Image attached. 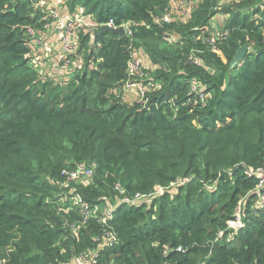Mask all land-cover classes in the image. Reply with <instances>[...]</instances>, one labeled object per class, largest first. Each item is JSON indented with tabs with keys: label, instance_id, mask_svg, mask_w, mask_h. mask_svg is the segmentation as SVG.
<instances>
[{
	"label": "trees",
	"instance_id": "1",
	"mask_svg": "<svg viewBox=\"0 0 264 264\" xmlns=\"http://www.w3.org/2000/svg\"><path fill=\"white\" fill-rule=\"evenodd\" d=\"M169 1L64 0V14L131 25L75 34L82 66L53 83L27 57L26 28L42 30L47 14L0 0V264H264V208L245 172L264 168V0L220 9L213 41L216 0L157 23ZM143 53L149 64L129 75ZM138 80L152 84L145 104L122 95ZM82 165L92 174L69 180ZM239 203L243 224L226 229Z\"/></svg>",
	"mask_w": 264,
	"mask_h": 264
},
{
	"label": "built area",
	"instance_id": "2",
	"mask_svg": "<svg viewBox=\"0 0 264 264\" xmlns=\"http://www.w3.org/2000/svg\"><path fill=\"white\" fill-rule=\"evenodd\" d=\"M180 1V7L182 9V15L187 18L189 16L190 10L192 6L190 5L189 0H179ZM233 2H240L242 0H232ZM164 10V13H162L160 16H157L155 21L157 23L159 22H172V21H179L173 20L175 17L171 14V6ZM64 0H62V5H64ZM36 7L41 9L44 14H47L46 17H48L50 20L46 22L43 25V29L36 30V28L28 26L27 29V35L30 38V50L27 55L28 61L30 64L37 70V72L40 74L41 79L43 81L50 80L47 78V76L43 77L44 71L41 69L38 64L36 63L37 60H47V59H53V57L59 58V64H57V70H60L62 68H71L75 64V60H70V55H77V57L80 59L82 66L83 60L81 59V55H79L78 52V39H76V35L79 34H86V33H92L95 34V30H97L102 25H107L111 28H117L119 26H115L112 19H109L107 22L98 24L96 21L92 18L90 15H86L82 12V9L80 7L76 8L75 11L71 12V14H65V17L62 19L60 16L63 13V6L59 7L57 5V1L53 2L51 0H38L36 1ZM61 9V10H60ZM53 22L56 23H62L61 27L57 29L56 31L52 32L54 36H62V34H67L65 38H63L60 42V46H58L60 49L58 51L55 50L54 46H57V43L52 40H43L42 34H48L49 31H51V25ZM224 22V21H223ZM130 23L122 24L121 27L124 28V32L129 33V27ZM220 30V29H219ZM76 34V35H75ZM215 36L221 37V31H215L214 34H212V41ZM169 40V38H168ZM96 48H100V45ZM215 49V48H214ZM53 53V55L51 54ZM197 61V60H196ZM93 58L89 60L88 67L93 68L94 67ZM149 64L148 57L146 54H142L141 56H133L127 66V71L129 75H134L140 70H143V68H146ZM78 67L76 68L78 70ZM76 72V71H75ZM46 75H50L49 72H46ZM61 77V76H57ZM152 84H144L141 80L130 82L127 81L124 85L122 95L125 99L130 101L131 98L136 97L137 101L139 103L145 104L146 103V96L149 89L151 90ZM204 87L199 82H194V84L191 87V92L194 94L199 95V97L204 100L205 94L203 92ZM93 172L92 167H85V166H79L76 170H72L68 176L69 180H74L79 178L83 175L90 176ZM246 174L249 176H255L258 179L255 192L258 194V205L257 208H264V192L262 191L264 189V168H246L245 169ZM163 188L160 186L155 187V192L159 193L162 192ZM144 196L136 195L134 200H138L140 198H143ZM125 202H131L127 198H123ZM81 210V216H82V222H87L88 219L93 217V211H91L88 206L83 203L80 206ZM242 204L239 203L235 210L233 211V219H229L226 221V229H231L232 231H235L233 228H239L242 226ZM111 212L109 210H106L105 215H101V220L105 221V216L110 214ZM237 230V229H236ZM222 235V232H220ZM104 243L110 245L113 243L112 233L111 232H105L103 235ZM82 256L76 257L73 259L69 264H73L76 262V264H82L80 263V259ZM75 264V263H74Z\"/></svg>",
	"mask_w": 264,
	"mask_h": 264
},
{
	"label": "rangeland",
	"instance_id": "3",
	"mask_svg": "<svg viewBox=\"0 0 264 264\" xmlns=\"http://www.w3.org/2000/svg\"><path fill=\"white\" fill-rule=\"evenodd\" d=\"M38 2V0H36ZM49 1V0H47ZM52 3L57 1V5L59 7H62V0H51ZM202 0H189L190 5L192 6V8L195 7V9L197 8V5L199 2H201ZM217 2V7H216V13L213 16V18L210 20V23L208 24V28L210 27L209 30V35L210 34H214L215 31L220 32L219 29H221L223 27L224 24V20L226 18L225 15H223V12L220 10L222 8H224L226 5L232 3V0H216ZM170 6H171V14L175 17V19L173 20H177L179 19V21L185 22L187 20V18H185V16L182 15V9L180 7V1L179 0H171L170 2ZM61 10V9H60ZM191 11V10H190ZM68 15L71 14V12L67 11ZM190 14V13H189ZM65 14H62L60 16V18H64ZM62 23H56L53 22L51 25V31L48 32V34H42V38L43 40H52L54 42L57 43V46L55 45L54 48L56 51H58L60 48L58 46H60V42L63 38H65L67 36V34H62V36H54L52 34V32L56 31L57 29H59V27H61ZM53 55V53H51ZM70 57L72 58V55H70ZM198 62V60H197ZM36 63L38 64V66L43 69L44 76H47V78H49L53 83H57L56 82V78L57 76H68V77H73L72 73L74 71V69H76L78 66L81 65L80 61H78L77 63H75L71 68H62L60 70H57L56 66L57 64H59V58L58 57H53V59H47V60H37ZM46 72H49L50 75H46ZM76 73V72H75ZM137 101L136 97H133L130 99V103H133ZM234 230L238 229V228H233ZM91 259L89 257H82L80 259V263L82 264H90ZM76 264V262H74ZM73 263V264H74Z\"/></svg>",
	"mask_w": 264,
	"mask_h": 264
},
{
	"label": "water",
	"instance_id": "4",
	"mask_svg": "<svg viewBox=\"0 0 264 264\" xmlns=\"http://www.w3.org/2000/svg\"><path fill=\"white\" fill-rule=\"evenodd\" d=\"M110 30L114 33H117L119 36H122L125 34L124 32V28L119 26L117 28H111L107 25H102L100 26L97 30H95V34H101L104 31ZM248 49L247 45H242L238 48V50L236 51L234 57L231 60V64L230 67L232 68L234 65H236L245 55L246 50Z\"/></svg>",
	"mask_w": 264,
	"mask_h": 264
}]
</instances>
